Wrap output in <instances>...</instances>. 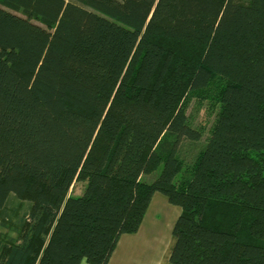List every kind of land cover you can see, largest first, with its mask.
I'll list each match as a JSON object with an SVG mask.
<instances>
[{"label":"trees","instance_id":"16d2710c","mask_svg":"<svg viewBox=\"0 0 264 264\" xmlns=\"http://www.w3.org/2000/svg\"><path fill=\"white\" fill-rule=\"evenodd\" d=\"M156 192L171 263L264 264V0H0V264H106Z\"/></svg>","mask_w":264,"mask_h":264},{"label":"crops","instance_id":"0c3cea01","mask_svg":"<svg viewBox=\"0 0 264 264\" xmlns=\"http://www.w3.org/2000/svg\"><path fill=\"white\" fill-rule=\"evenodd\" d=\"M180 211L165 195L154 193L138 230L120 235L106 264H173L169 260L172 230Z\"/></svg>","mask_w":264,"mask_h":264},{"label":"rangeland","instance_id":"374dc122","mask_svg":"<svg viewBox=\"0 0 264 264\" xmlns=\"http://www.w3.org/2000/svg\"><path fill=\"white\" fill-rule=\"evenodd\" d=\"M193 112V109L192 107L189 108L188 112ZM195 120L196 122H198L199 124L203 125L206 127L209 126L210 124V121H211V118H208L206 117L205 115V111L204 110H199L195 113ZM83 187H84V182H76L69 190V194H72V195H78L82 192L83 190Z\"/></svg>","mask_w":264,"mask_h":264}]
</instances>
